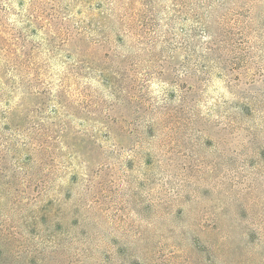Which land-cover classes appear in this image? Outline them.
Masks as SVG:
<instances>
[{
  "label": "rangeland",
  "instance_id": "1",
  "mask_svg": "<svg viewBox=\"0 0 264 264\" xmlns=\"http://www.w3.org/2000/svg\"><path fill=\"white\" fill-rule=\"evenodd\" d=\"M0 264H264V0H0Z\"/></svg>",
  "mask_w": 264,
  "mask_h": 264
}]
</instances>
